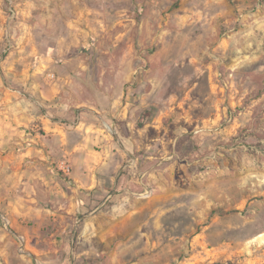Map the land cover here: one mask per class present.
I'll use <instances>...</instances> for the list:
<instances>
[{"label": "rangeland", "instance_id": "374dc122", "mask_svg": "<svg viewBox=\"0 0 264 264\" xmlns=\"http://www.w3.org/2000/svg\"><path fill=\"white\" fill-rule=\"evenodd\" d=\"M66 8L80 60L155 82L104 122L129 153L112 195L127 192L74 217L57 259L42 253L51 230L27 246L0 215V264H264V0H0L1 114L29 94ZM111 85L89 81L83 98L113 101L125 85Z\"/></svg>", "mask_w": 264, "mask_h": 264}, {"label": "crops", "instance_id": "0c3cea01", "mask_svg": "<svg viewBox=\"0 0 264 264\" xmlns=\"http://www.w3.org/2000/svg\"><path fill=\"white\" fill-rule=\"evenodd\" d=\"M66 9L71 13L57 33L50 29L49 45L33 68L29 94L16 96L8 114L0 112V215L26 237L27 246L33 242L29 231L51 230V239L41 241V247H49L42 250L49 259L62 257L60 248L67 244L62 236L74 227V217L94 214L110 198H125L126 188L112 194L129 153L119 152L123 137L117 130L108 133L104 122L108 116L124 119L130 93L138 90L136 99L143 100L141 90L155 83L142 65L103 66L80 60L82 47L78 48L84 32L72 27L73 12ZM83 49L86 53L91 50L89 46ZM141 66L144 72H137ZM114 80L125 89L113 101L97 88L93 93L102 98H83L89 92L85 86L89 81L112 86ZM120 97L125 101H119ZM30 126H37L39 132L27 131ZM63 160L70 168L67 174L60 169ZM98 198L104 199L100 205ZM24 220L30 230L22 226ZM54 233L58 238H52Z\"/></svg>", "mask_w": 264, "mask_h": 264}, {"label": "built area", "instance_id": "2783aa9c", "mask_svg": "<svg viewBox=\"0 0 264 264\" xmlns=\"http://www.w3.org/2000/svg\"><path fill=\"white\" fill-rule=\"evenodd\" d=\"M139 71H143L144 72V68L141 66L140 68L137 69V72ZM29 132H39V128L37 126H31L28 128ZM60 169L63 173H68L69 172V165H68V162L63 160L60 162Z\"/></svg>", "mask_w": 264, "mask_h": 264}, {"label": "trees", "instance_id": "16d2710c", "mask_svg": "<svg viewBox=\"0 0 264 264\" xmlns=\"http://www.w3.org/2000/svg\"><path fill=\"white\" fill-rule=\"evenodd\" d=\"M56 173H57L60 177H62V173H61L60 171H56Z\"/></svg>", "mask_w": 264, "mask_h": 264}]
</instances>
